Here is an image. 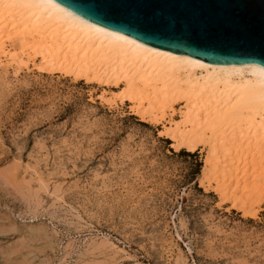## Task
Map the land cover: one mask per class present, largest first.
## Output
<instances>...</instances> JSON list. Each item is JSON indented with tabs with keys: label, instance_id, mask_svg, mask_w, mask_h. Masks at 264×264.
<instances>
[{
	"label": "rangeland",
	"instance_id": "obj_1",
	"mask_svg": "<svg viewBox=\"0 0 264 264\" xmlns=\"http://www.w3.org/2000/svg\"><path fill=\"white\" fill-rule=\"evenodd\" d=\"M30 33L0 40V264H264V146L238 159L259 183L233 189L200 136L172 139L191 131L183 99Z\"/></svg>",
	"mask_w": 264,
	"mask_h": 264
},
{
	"label": "bare ground",
	"instance_id": "obj_2",
	"mask_svg": "<svg viewBox=\"0 0 264 264\" xmlns=\"http://www.w3.org/2000/svg\"><path fill=\"white\" fill-rule=\"evenodd\" d=\"M21 27L50 45L45 48L49 57L75 70L87 69L106 79L116 77L129 86L152 87L157 99L171 94L183 99L188 104L184 124L191 131L172 139L192 151L194 138L200 136V144L208 147L214 161L207 165L216 175L222 172L217 180L230 181L233 189L245 185L241 190H251L259 183L256 175L238 172V163L241 152L245 157V150L253 154L264 146V67L214 65L143 44L53 0H0V40L6 30Z\"/></svg>",
	"mask_w": 264,
	"mask_h": 264
},
{
	"label": "water",
	"instance_id": "obj_3",
	"mask_svg": "<svg viewBox=\"0 0 264 264\" xmlns=\"http://www.w3.org/2000/svg\"><path fill=\"white\" fill-rule=\"evenodd\" d=\"M128 38L214 64L264 67V0H53Z\"/></svg>",
	"mask_w": 264,
	"mask_h": 264
}]
</instances>
